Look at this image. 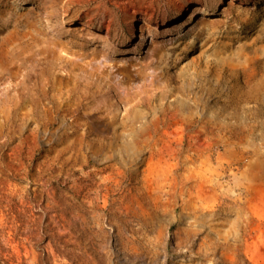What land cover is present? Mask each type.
Instances as JSON below:
<instances>
[{"label": "rangeland", "instance_id": "374dc122", "mask_svg": "<svg viewBox=\"0 0 264 264\" xmlns=\"http://www.w3.org/2000/svg\"><path fill=\"white\" fill-rule=\"evenodd\" d=\"M0 264H264V0H0Z\"/></svg>", "mask_w": 264, "mask_h": 264}, {"label": "bare ground", "instance_id": "6f19581e", "mask_svg": "<svg viewBox=\"0 0 264 264\" xmlns=\"http://www.w3.org/2000/svg\"><path fill=\"white\" fill-rule=\"evenodd\" d=\"M196 7V6H195ZM111 72L112 73H118V74H120V72H119V68L118 67H116L114 70H111Z\"/></svg>", "mask_w": 264, "mask_h": 264}]
</instances>
